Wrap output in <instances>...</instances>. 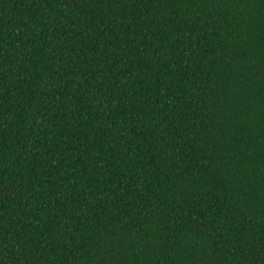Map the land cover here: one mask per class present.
I'll list each match as a JSON object with an SVG mask.
<instances>
[{"label": "trees", "instance_id": "1", "mask_svg": "<svg viewBox=\"0 0 264 264\" xmlns=\"http://www.w3.org/2000/svg\"><path fill=\"white\" fill-rule=\"evenodd\" d=\"M0 264H264V0H0Z\"/></svg>", "mask_w": 264, "mask_h": 264}]
</instances>
